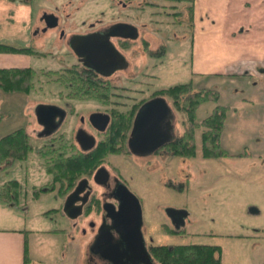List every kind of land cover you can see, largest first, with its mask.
<instances>
[{
	"label": "rangeland",
	"instance_id": "374dc122",
	"mask_svg": "<svg viewBox=\"0 0 264 264\" xmlns=\"http://www.w3.org/2000/svg\"><path fill=\"white\" fill-rule=\"evenodd\" d=\"M4 1L0 3V44L20 49L31 47L34 54L0 52V68L30 67L39 71V77L29 94L22 91L5 93L0 89V116L3 117L0 139L17 129L26 128L35 147L29 159L16 162L10 172L0 170V230H29V240L36 256H46L47 252L50 255L64 254L67 252L63 245L66 238L78 237L81 242L92 238L83 234L80 223L73 226L64 212V199L55 192L36 194L51 176L46 171L44 158L36 152V149L44 148L47 141L39 137L41 126L34 109L39 104L64 105L55 94L61 88L50 85V73L57 71L54 75L61 76L65 69H62L60 60L67 58L63 57L66 49L57 47V37H37L34 27L42 12L57 9L63 16L68 14L72 23L83 29L84 22L89 24L102 19L109 23L119 13V6L114 0ZM141 3L142 0H136L135 7L125 9V16L139 27L150 26V30L143 33V36L148 35L149 45L146 47V42L141 40L136 42L129 56L130 68L117 73L112 80L121 89L112 88V93L128 95L130 104L134 102L132 98L141 102L157 91L192 82L191 30L189 22L184 23L188 19L185 7L190 3H177L176 13L151 7L141 10ZM148 49L152 57L148 56ZM163 49L165 54L161 56ZM69 60L74 61V58ZM126 78L134 79L135 83H128ZM139 81L145 82V94H135L142 88L137 84ZM214 82L222 98L217 104L208 102L202 105L197 122L201 123L218 105L236 103L243 110L238 116L230 114L228 117L224 143L231 152L247 153L248 157L203 158V128H200L196 133L197 156L194 158L124 159L117 164L123 168L130 188L141 202L142 231L148 246H220L222 264H264V101H257L255 106H246L242 102L247 96L257 98L260 92L255 81L249 78L235 83ZM194 87L196 90L208 89L205 83ZM173 110L176 134L180 135L185 129L184 115ZM86 112L88 110L77 107L80 115ZM10 181H18L21 185L16 202L1 199L2 187ZM169 208L188 212L185 225L178 233L167 215ZM252 208L259 212L253 214ZM47 231L51 233H45ZM75 246H71L68 252H77L79 249ZM61 263L50 261V264Z\"/></svg>",
	"mask_w": 264,
	"mask_h": 264
},
{
	"label": "flooded vegetation",
	"instance_id": "af4514ba",
	"mask_svg": "<svg viewBox=\"0 0 264 264\" xmlns=\"http://www.w3.org/2000/svg\"><path fill=\"white\" fill-rule=\"evenodd\" d=\"M119 6V13L117 16L113 17L109 23L104 22L102 19H98L94 22L87 24L86 22L83 23V28L78 27L77 25L73 24L70 16L68 14H64V16L60 13V10L57 9L56 11L50 12H42L39 15L37 24L34 27V34L35 36H50L51 38L53 35L57 37V47L58 49L61 48L62 50L66 49L65 58L60 60L62 65V69L71 70L77 69L84 74H87L94 80H98L100 82H104L103 87L115 88L117 90H121L117 84H115L112 80L113 77L117 73L125 72L130 68L131 62L129 60V56L131 51L134 49V45L138 41H142L145 43L146 47L149 45L148 39L146 36H143L147 30H150V26L148 24H144L143 27H139L134 24L130 19L125 16V9L130 7H135L134 2L136 0H114ZM139 1V0H137ZM178 1L177 0H142L140 4V9L145 10L147 7L161 9L163 11H176L178 10ZM167 12L168 17L169 13ZM158 14V13H157ZM161 14V12L159 13ZM118 23H126L132 24L138 28L139 38L137 40L132 39H124L121 37H112L110 40L114 44V46L118 49V51L125 57L126 59V68L117 70L112 75L106 77L103 76L96 71L89 69L88 67L84 66V63L81 59L77 56V54L72 49L71 43L73 42L74 37H90L96 40V42H100L103 40L104 37L109 33V29ZM161 31V30H157ZM80 42L77 43V46ZM63 47V48H62ZM31 48V47H30ZM82 49V47H81ZM148 49V56L152 57L151 51ZM161 56L165 54L164 49L161 50ZM160 51V52H161ZM84 53V52H83ZM86 53V52H85ZM52 55V53H50ZM87 55V54H86ZM156 55V54H154ZM153 55V56H154ZM159 55V54H157ZM69 58H74V61L69 60ZM84 59H88V56ZM125 63V62H124ZM121 64V63H120ZM117 65H119L117 63ZM114 66V65H113ZM17 68V67H14ZM50 73V85H57L61 88L55 94L59 96V99L64 101V105L59 104H52L50 106H56L63 110L64 117H57L53 123L50 119L48 129L41 126L39 133H43L44 131L48 130L50 132L49 136L40 137L41 139H46L47 143L45 146L48 148L49 157L46 164L48 168H50V162H54L56 154L65 152L67 156H71L73 154L85 156L92 152H95L101 146L112 148L114 152H110L104 155V157L98 161L99 166L97 167L96 171L91 176H83L81 177L74 188L62 199H64V204L66 202L67 197L74 192L78 184L86 179L88 181L87 186L84 187L83 193H81L80 198L78 199V203L76 205H82V215L77 220H72L73 226H77L81 224V229L83 234L86 236H91V244L94 242L99 229L103 225H112V219L108 215V211L105 210V206L114 207L116 211L120 209V202L116 199L115 193L118 189V185L120 183L125 184L131 192L132 189L126 177L124 175L123 168L121 169L119 163L121 160L124 159H137V160H147L149 158H162L163 156H172L171 153L168 151V147L171 146L175 140L177 139L178 135L176 134L175 129V122H174V133L172 141L165 143L162 147H160L157 151H155L152 155L149 156H138L135 155L129 148V139L132 133L134 121L136 115L140 109V107L156 97H164L163 95L158 94L160 91H157L152 95V97H144L141 102H136V98H132L134 100L133 103H128L130 97L128 95H123L121 92H113L111 94H96L90 92H82L77 90L74 86L75 84L80 81V78H68L63 76H55L57 71H51ZM128 83H135L134 79H129ZM82 81L87 80L82 78ZM115 82L118 80L115 79ZM145 82L139 81V84L142 88L137 89L138 91L135 94H142L144 93L143 86ZM102 86V85H101ZM76 91H73V89ZM74 89V90H75ZM79 91V92H78ZM145 94V93H144ZM53 95V94H52ZM168 100V98H166ZM170 104V103H169ZM48 105V104H45ZM38 106V105H37ZM36 106V107H37ZM80 106L83 110L87 111L86 114H79L77 113V107ZM34 109V113L36 110ZM138 107L136 114L133 116L135 108ZM172 107V106H171ZM96 114L107 115L109 116V122L107 124L102 121L101 118H96L93 122L92 116ZM36 116V115H35ZM117 116L121 122H123L128 117L133 116L131 127L128 131H125V127H121L116 132L112 131V122L114 117ZM51 118V117H50ZM77 119V120H76ZM129 120V119H127ZM65 127V128H64ZM81 133V141L84 146L91 148L90 150H83L81 144L77 140L78 134ZM94 138L93 143H89L87 138ZM94 144V146H93ZM93 146V147H92ZM113 158L114 160H111ZM105 167L109 172V179L104 182L103 176L99 178L101 183H97L95 181V174L100 169ZM47 173L51 176V180L44 185L41 189L43 192H58V185H55L54 177L50 174L46 167ZM7 172V171H6ZM36 189V188H35ZM134 193V192H133ZM135 194V193H134ZM136 195V194H135ZM58 196V194H57ZM61 198V197H60ZM77 223V224H76ZM80 223V224H79ZM116 238H119L118 234L114 232ZM91 246V245H90ZM88 251V259L90 264H114L112 261L106 259L102 253L94 254Z\"/></svg>",
	"mask_w": 264,
	"mask_h": 264
},
{
	"label": "trees",
	"instance_id": "16d2710c",
	"mask_svg": "<svg viewBox=\"0 0 264 264\" xmlns=\"http://www.w3.org/2000/svg\"><path fill=\"white\" fill-rule=\"evenodd\" d=\"M177 1L178 4L180 2L190 3L185 7L188 19L184 23L186 21L189 22L190 27L193 28L194 0ZM175 15L181 16L180 14ZM184 23L182 22L181 25ZM0 52L34 54V49H20L0 44ZM38 74L39 71L30 67L0 68V89L5 90V93H19V91H22L24 94H29L35 88V81L39 77ZM61 76L80 78L81 80L74 86L77 90H79V87V91L96 94L112 93L111 88L103 87L104 82L94 80L77 69L66 70ZM82 78L88 82L82 81ZM74 89L73 91H76ZM158 94L168 98L173 108L178 113H182L185 119L184 132L178 135L175 142L168 147V151L172 156L181 158L196 157V133L200 128H203L201 136L203 158L218 160L230 156L221 144L228 108L218 105L201 123L197 122V113L202 105L208 102L218 103L220 94L217 91L209 89L196 90L194 83L188 82L161 90ZM137 109L138 107L135 108L133 116L136 114ZM133 116L128 117L127 119L129 120L125 119L123 122L115 116L111 125L112 131L117 134L121 127H125V131H128L131 127ZM2 120L3 117L0 116V124ZM34 151L35 147L31 143V137L26 128L17 129L2 137L0 139V170L10 172L16 162L28 160ZM48 151L46 146L36 149V152L44 158L45 162L49 160L50 154ZM110 152H114L112 148L101 146L95 152L85 156L77 154L67 156L65 152L56 154L54 162H50V168H48L47 164L45 166L54 177L53 183L58 185V196L64 198L81 177L93 175L99 166L100 162L98 161ZM39 192L43 191L36 190V194H39ZM20 194L21 186L19 182L10 181L2 188L1 199L5 202H11L17 200ZM175 233H178V231ZM149 251L157 264H222V249L220 246L202 244L150 245Z\"/></svg>",
	"mask_w": 264,
	"mask_h": 264
},
{
	"label": "crops",
	"instance_id": "0c3cea01",
	"mask_svg": "<svg viewBox=\"0 0 264 264\" xmlns=\"http://www.w3.org/2000/svg\"><path fill=\"white\" fill-rule=\"evenodd\" d=\"M189 29L191 81L195 86L205 83L208 89L217 91L214 81L235 83L249 78L255 81V87L260 92L257 98L247 96L242 102L246 106H255L257 101H264V0H194L193 28L189 25ZM217 92L221 100L222 95ZM220 106L228 108L222 135L223 148L230 156L248 157L247 153L239 155L231 152L224 143L228 117L230 114L238 116L243 109L236 103ZM30 234L27 229L0 230V264H50V261L90 264L88 251L91 240L81 242L78 237L72 240L66 238L63 245L67 252L58 255L47 252L46 256L40 257L33 253ZM73 245L79 250L68 252Z\"/></svg>",
	"mask_w": 264,
	"mask_h": 264
},
{
	"label": "water",
	"instance_id": "95a60500",
	"mask_svg": "<svg viewBox=\"0 0 264 264\" xmlns=\"http://www.w3.org/2000/svg\"><path fill=\"white\" fill-rule=\"evenodd\" d=\"M112 37L137 40L139 38L138 28L132 24L118 23L109 29V33L100 42H96L93 37L79 36L73 38L71 45L84 66L108 77L127 66L125 57L111 42ZM78 42L80 43L77 46ZM86 56L88 59H84ZM35 115L38 123L48 129L50 119L52 123L57 117L62 119L64 112L56 106L39 104L36 107ZM96 118H101L105 124L109 122L107 115L96 114L92 116L93 122ZM175 121L176 114L166 98L156 97L147 101L140 107L136 115L129 139L130 150L138 156L152 155L165 143L172 141ZM49 135L50 132L46 130L40 134V137ZM77 140L83 150L91 149L83 145L81 133L78 134ZM87 140L89 143L94 142L93 137H88ZM101 176H103L104 182L109 179V172L105 167L100 168L95 174L94 178L98 184L101 183L99 180ZM87 184L86 179L82 180L66 199L64 212L71 220H77L82 215L83 207L76 203ZM115 197L120 202V209L116 211L114 207L105 206V210L108 211V215L112 219V225H103L99 229L90 246V251L94 254L102 253L114 264H157L149 251L142 231L143 210L139 198L123 183L118 185ZM251 212L257 214L259 211L252 208ZM167 215L176 230H180L185 225L188 212L169 208ZM114 232L118 234L119 238H116Z\"/></svg>",
	"mask_w": 264,
	"mask_h": 264
}]
</instances>
